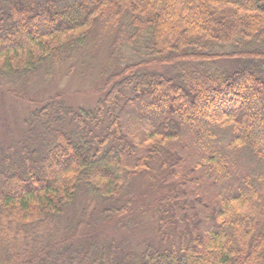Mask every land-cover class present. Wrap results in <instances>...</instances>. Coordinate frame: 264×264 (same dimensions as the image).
Masks as SVG:
<instances>
[{"label":"trees","instance_id":"1","mask_svg":"<svg viewBox=\"0 0 264 264\" xmlns=\"http://www.w3.org/2000/svg\"><path fill=\"white\" fill-rule=\"evenodd\" d=\"M73 58L93 107L30 96ZM3 94L0 264H264V0H0Z\"/></svg>","mask_w":264,"mask_h":264},{"label":"rangeland","instance_id":"2","mask_svg":"<svg viewBox=\"0 0 264 264\" xmlns=\"http://www.w3.org/2000/svg\"><path fill=\"white\" fill-rule=\"evenodd\" d=\"M105 50V46H101L99 48V53H97L98 55L96 56L94 61L86 59V64L93 65V67L96 66L95 62L105 56ZM84 54L85 52L83 53V55ZM78 60V58L76 60L73 58V62L70 64V68L72 67V70L70 72L69 66H67L66 69H64V67V70H61L54 81H50L49 84H46V82H42L44 83L43 94H41V91L39 92V94H34L31 92L30 96H34L33 99L36 100L38 99V97L39 99H42L47 96L58 94L63 96L64 102L68 106L82 108L93 107L96 99H98V97L101 95L97 92L98 87L96 84V77L94 76L95 72L84 71L81 67V70L78 69L77 65L80 66V64L77 63ZM87 61L89 62L87 63ZM222 66L224 68L228 67L227 64H225V66ZM160 68V66H151L147 67L146 69L147 71L154 70L159 72L162 71V69ZM216 105L218 107H221V109L227 108V104L225 105V101H219ZM33 107L34 106L30 105V103L27 101H15L12 97L6 96L4 94L3 96H0V148L10 143L9 141L17 142L20 135L19 132H21L18 129H21L23 127L22 122L27 118L29 111L34 109ZM141 184H138L137 186L140 187ZM80 205L81 204L77 203L73 209H66L67 215H72V211L75 212L74 216H76L77 214L79 215ZM60 223L62 224L63 220H60ZM103 236H109L116 239L117 233L110 228H105L103 230ZM152 239L153 238L149 231H147L145 228H140L131 238L128 239V245H130L131 247L137 246V248H142V243H148Z\"/></svg>","mask_w":264,"mask_h":264}]
</instances>
